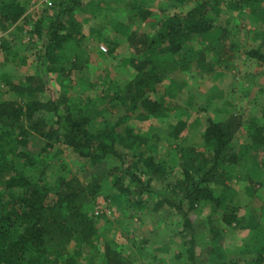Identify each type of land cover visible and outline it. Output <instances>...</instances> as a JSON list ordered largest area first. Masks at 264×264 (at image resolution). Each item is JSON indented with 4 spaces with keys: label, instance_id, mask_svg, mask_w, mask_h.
<instances>
[{
    "label": "trees",
    "instance_id": "obj_1",
    "mask_svg": "<svg viewBox=\"0 0 264 264\" xmlns=\"http://www.w3.org/2000/svg\"><path fill=\"white\" fill-rule=\"evenodd\" d=\"M28 1L0 0V23L11 26L22 20L25 26L33 15L27 12ZM156 1L162 4L159 10L163 14L152 29L131 31L127 36L133 50L129 61L132 77L121 84L109 81L114 94L95 100L69 101L66 91L54 88V83L69 80L71 72L86 62L76 37L81 25L75 14L84 0H50L33 20L28 40L34 35L40 40L31 53L34 70L17 81H5L6 91L15 98H0V171L4 173L0 183V264H79L69 247L92 244L98 236L100 215L92 210L105 180L113 189L108 194L110 204H120L123 196L133 209H145L151 195H156L152 210L167 206L180 217L178 234L186 255L176 253L175 264H209L224 256L222 231L206 228L200 217L205 210L208 219L220 211L226 226H247L236 212L231 180H244L251 188L264 185L263 160L250 155L253 149H264L263 125L245 124L235 115L223 119L207 116L197 148L185 143L181 132L186 124L177 120L162 129L173 146L169 159L168 153H160L156 135L130 125L129 115L113 123L102 117L97 122L96 115L86 111L93 107V113L98 106L119 102L130 111L164 118L169 103L164 98L184 85L174 80L179 72L199 65L211 70L207 48L215 53V62L227 63L228 31L220 19H214L217 2L195 1L191 8L181 10L188 0H130L131 16L148 19L150 10L145 3ZM231 5L256 13L264 9V0H231ZM166 9H171L168 14ZM11 42L2 37L0 52L9 51ZM110 42L112 52L118 43ZM262 46L264 41L243 53L264 69ZM229 48L235 51L237 45L233 42ZM194 101L189 96L181 112L189 116ZM205 112L204 105L196 109V115ZM121 123L126 125L119 130ZM37 139L43 141L42 149L32 152L29 142ZM54 143L88 166L86 183H77L71 174L61 173L53 181L48 178L46 159L50 155L45 150ZM13 157L18 158V165L13 164ZM250 228L241 250L250 255V264H264V226L254 222ZM203 234L209 243L201 246ZM134 258L133 253L124 255L110 244L103 246L104 264H132Z\"/></svg>",
    "mask_w": 264,
    "mask_h": 264
},
{
    "label": "rangeland",
    "instance_id": "obj_2",
    "mask_svg": "<svg viewBox=\"0 0 264 264\" xmlns=\"http://www.w3.org/2000/svg\"><path fill=\"white\" fill-rule=\"evenodd\" d=\"M129 1L84 0L83 6L75 10L77 23L81 25V31L76 37L80 38L86 62L71 72L69 80L61 79L54 83L57 92L66 91L69 101L95 100L104 95L108 97L115 92V88L109 86V81L121 84L132 77L129 61L133 50L127 36L131 31H150L154 22L163 13L159 10L161 3L148 2L145 3V7L149 6L150 10L148 19L133 18L132 10L128 6ZM195 1L201 0H188L180 9L191 8ZM209 1L211 4L214 1L217 2V18L214 15L213 17L220 19L228 31L224 46V50H228L227 54H224L228 58L227 63L219 65L215 62V53L211 51V48H207L206 57L211 62V70H203L199 68L201 67L199 65L198 68L192 67L188 71L179 72L174 80L184 82V85L164 98L167 103L169 102L164 118L147 117L139 110L130 111L125 104L119 102H115L114 106H98L94 108L93 113V107H88L86 111L95 114L97 122L102 117L113 123L118 117L129 115L130 125L156 135L154 137L157 138L159 151L163 155L168 152L173 153V146L163 127L173 126L177 120L186 124V128L181 132V136L186 139L185 143L197 148L201 146L200 133L207 116L223 119L229 115H235L245 124L264 126V69L262 65L247 58L243 53L246 48L257 46L264 41V9L249 13L232 7L231 0ZM44 4L50 5V0L28 1L27 12L32 13L33 18L26 21L25 26L22 20L11 26L0 23V39L2 37L12 39L11 49L0 52V98H15L13 93L6 91L5 81H17L34 70L31 53L37 48L40 40H37L34 35L29 41V31ZM170 10L166 9L164 13L168 14ZM98 29H101L100 32ZM113 40L118 45L109 52L110 41ZM233 42L237 45L235 51L229 48ZM262 48L264 51V46ZM189 96L194 97L195 104L187 116L181 112V106ZM200 105L205 106L206 112L196 115V109ZM97 113L100 116H97ZM125 125L121 123L117 129H123ZM42 146L43 141L37 139L30 141L28 148L32 152H39ZM45 152L50 155L46 162L50 164L47 176L51 181L61 173L66 176L73 175L76 182L80 184L88 181L89 176H84L86 172H89L88 166L77 161L69 149L54 143L53 147H48ZM250 155L259 157L264 163V149H253ZM172 156L169 154V159ZM12 161L14 165H18V158L13 157ZM30 171L31 168L24 170L25 174H29ZM262 176L264 178V164ZM3 178L4 173L0 171V183ZM231 185L236 191V197L233 199L237 207L236 212L244 218L242 223H246L249 227L226 226L220 220V211L212 215L211 219H208L207 210L202 212L200 217L204 220L206 228L214 227L221 230L223 235L222 246L225 254L219 261L209 264H250V255L241 248L247 242L250 227L254 222L264 226V185L251 188L252 186L250 187L246 181L237 178L231 180ZM112 190L111 182L105 180L95 198L92 211L97 216L100 215L97 226L98 236L95 237V241L88 245L74 243L69 247V252L79 264H104L105 243L124 255L133 253L136 258L132 264H175L176 253L181 252L183 256L186 255L182 238L178 234L180 217L175 215L172 209L163 206L158 210H152L156 195H151V200L148 201L145 209H133L124 201L123 196L120 204L117 205L116 202L110 204L108 194ZM202 236L201 246L209 243L208 236L204 234Z\"/></svg>",
    "mask_w": 264,
    "mask_h": 264
}]
</instances>
